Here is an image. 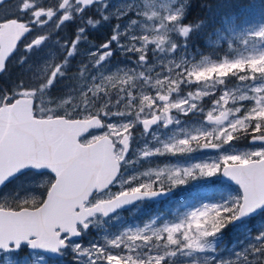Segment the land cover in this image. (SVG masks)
<instances>
[{"label":"snow or ice","instance_id":"6c2138e0","mask_svg":"<svg viewBox=\"0 0 264 264\" xmlns=\"http://www.w3.org/2000/svg\"><path fill=\"white\" fill-rule=\"evenodd\" d=\"M98 0H58L52 7L38 6L33 0H20L18 11L30 18L27 23L19 17L0 16V73L6 70V62L16 51L22 38L32 31L33 25L43 26L56 15V27L75 19L86 8ZM5 0H0L3 5ZM138 16L142 15L138 5H132ZM125 13H119L123 15ZM152 13L149 19L156 17ZM107 19V17H104ZM174 30L187 37L192 30L190 25L181 26L180 11L166 17ZM84 23L95 25L98 21L89 17ZM137 24L136 20L131 21ZM163 27V25H161ZM83 27L76 29L71 44L65 42L66 56L62 63L49 64L44 69L46 79L35 90L4 92L0 89V186L25 169L38 173L46 170L39 181L46 190V196L14 198V206L8 199L0 201V252L12 253L27 244L31 249L45 252H60L69 246L70 237L79 236L87 229L97 214L108 216L124 205L137 200L153 198L168 188L184 184L189 179L211 177L218 173L230 177L242 189V195L233 202L205 204L189 211L172 222L157 225L155 219L143 227L129 228L106 241L105 245L91 244L83 247L73 245V250L86 257L89 264H166L178 251L202 252L204 241L214 237L227 224L264 206V148L251 151H230L222 153L210 161L189 166L172 165L157 168L125 178L122 169L131 167L136 161L127 159L133 129L136 122L147 132L151 126L163 122L167 127L175 121L172 111L188 115L192 112L204 113L200 101L212 95L217 85L224 86L228 78L235 77L240 82L260 81L246 91L222 89V93L210 110L205 122L210 128H197L183 137L161 142L154 150L145 146L140 155L145 158L154 155H184L199 149L220 150L233 141L250 135L253 143L264 144V52L237 59L225 58L213 61L205 57L199 64L185 60L172 61L163 65V78H153L152 66L147 65L149 46L153 52L163 51L165 42L157 38L152 42L147 37L140 39L134 32H119V25L111 37L127 36L122 45L128 52L137 54L138 69H124L113 75L92 77L91 85L82 93L83 103L74 105L72 111L87 113L82 118H73L69 112L57 115L55 110L44 106L41 99L63 71L67 57L76 51L82 40ZM159 31V28L157 29ZM255 35L264 38V30ZM46 39L40 35L26 43L25 51L39 46ZM177 48L171 43L168 51ZM97 51L88 53L93 66L101 64L111 55L110 42H104ZM25 58L20 59V63ZM158 65V66H159ZM87 69L84 65L80 72ZM122 73V74H121ZM99 81V82H97ZM197 85L195 91L180 95L181 85L189 88ZM109 88L115 89L113 102ZM155 91L150 94L145 89ZM90 94V95H89ZM175 94L176 98H173ZM103 97L99 111L91 112L96 101ZM40 100L37 107L34 101ZM253 101V106L244 110L236 106L240 101ZM232 106H229V102ZM65 103H70L65 101ZM119 106V107H117ZM122 106V108H121ZM112 109V111H109ZM115 109V110H113ZM123 109V110H122ZM110 115L132 116V121L104 123L101 119ZM243 113V114H242ZM178 122V121H175ZM93 129H107L103 134L91 135ZM144 177V179H141ZM119 185L113 192L112 186ZM264 241V233L257 237ZM264 250V242L253 252ZM13 264L18 262L13 258ZM20 264H33L26 256ZM235 264V262H232Z\"/></svg>","mask_w":264,"mask_h":264},{"label":"rangeland","instance_id":"374dc122","mask_svg":"<svg viewBox=\"0 0 264 264\" xmlns=\"http://www.w3.org/2000/svg\"><path fill=\"white\" fill-rule=\"evenodd\" d=\"M192 0H110L106 6H99L98 10L92 11L90 14L98 13L100 15L91 16L98 21L94 26L88 25V31L95 34L96 26L104 25L109 31V39L105 40L106 32H97L96 35L101 42L95 44L94 41L87 37L83 44L76 48L74 54L67 57V63L63 69L65 75L58 76L55 83L45 90L41 99L44 106L55 110L56 114H65L69 112L75 118H81L87 113L72 111L74 105L83 103L84 97L82 93L91 85L92 77L103 74L109 76L121 72V70L138 69L137 54L134 52L125 51L122 47L127 43V36H118L116 40H111L112 35L116 30V25H119V32H134L140 36V39L147 37L149 42L157 38H162L165 42L161 45L163 51L153 52L154 45L149 46L147 65L152 66L153 78H163V65H159L161 61L167 63L168 60L180 61L185 60L188 63L199 64L205 57L213 61H222L225 58L237 59L248 57L252 54L264 52V38H259L255 35L258 31L264 30V0H253L247 10L239 12L240 17L234 19H225L222 22V27H218L216 34L209 46L200 47L194 42V26L190 22L193 19V14H189L190 3ZM108 5V6H107ZM132 5H138L142 15L139 17L135 8ZM158 13L153 19H149L153 12ZM180 11L181 26L190 25L192 30L187 37L182 36L178 30H174L169 24L166 17ZM119 15V13H125ZM110 13V15H107ZM75 15V12L73 13ZM107 17L105 19L104 17ZM136 20L137 24H132L131 21ZM57 20L53 21L55 24ZM163 25V27H161ZM159 28V31L157 29ZM51 30H55L57 39L64 35L63 28H56V25H51L45 30L48 35L44 43L39 49H31L26 51L25 56L28 57L26 62L20 63L18 60L12 64L9 73L4 77V82L0 80V89L8 92L10 89L16 91L35 90L46 79L43 74L44 69L49 64L62 63L66 56V49L58 46L52 40ZM197 39V38H195ZM110 42L111 55L107 57L101 64L93 66V57L88 53L104 51L100 49V45L104 42ZM103 42V43H102ZM177 44V48L168 51L171 43ZM225 46L228 54L222 55L216 51L214 55H208L209 48L217 49ZM38 48V47H37ZM79 51L81 57L76 56ZM210 51V50H209ZM19 60L21 57H18ZM87 65V69L81 74L80 69ZM159 65V66H158ZM122 74V73H121ZM99 82V81H97ZM260 81L240 82L235 77L228 78L226 85H217L216 91L204 97L199 103L204 108V113L192 112L184 115L179 112L172 111L175 116V121L167 127L163 126V122H159L149 132H145L141 123L136 122L133 129V139L130 142V151L127 159L136 161L131 167L123 169L125 178L132 174H140L149 170L163 168L165 166L182 165L189 166L195 163L210 161L217 158L222 153L230 151H251L264 148V146L251 145L250 135L243 136L237 141H233L231 145L225 146L220 150L199 149L184 155H154L145 158L140 155L141 150L147 146L154 150L161 142H166L175 138L183 137L188 132H193L197 128L207 129L211 125L205 122L206 112L211 109L215 99L222 93V89L227 88L232 91H246L252 84H258ZM4 85V86H3ZM197 85H192L185 88L181 85L180 95L183 96L187 91H195ZM152 95L155 91L150 88L145 89ZM112 93L113 102L116 99L115 89L109 88ZM90 95V94H89ZM175 97V94L173 95ZM69 101L70 103H65ZM38 107L40 100H37ZM253 101H240L236 106H242L244 110L253 106ZM103 104V97L98 99L92 107L91 112L99 111ZM232 106V102H229ZM119 107V106H117ZM122 108V106H121ZM115 110V109H113ZM123 110V109H122ZM112 111V109H109ZM243 114V113H242ZM101 119L104 123H120L124 121H132V116L110 115ZM96 132L93 135L103 134ZM91 138V137H90ZM89 138V139H90ZM246 140V141H245ZM245 142V143H244ZM180 158V160H178ZM220 174L211 177H197L189 179L184 184H178L171 187L170 190L176 192L174 198L169 199L162 207L160 213L151 214L148 209L136 208L129 211H117L108 216L101 214L92 218L88 230H81L83 234L81 239L70 241L69 246L62 251V259H48L44 255L35 254L26 250L23 253H13L11 255L0 252V264H13V258L20 264L24 257L30 256L33 259V264H89L86 257L79 256L74 250L73 245L79 244L83 247H88L91 244L105 245L106 241L119 235L122 231L129 228L143 227L145 223H150L153 219L157 225L164 222H172L181 218L184 214L191 210L202 207L205 204H223L231 203L237 196V191L234 188H226L225 184L220 183ZM28 176L34 179L29 180ZM41 176L28 174L19 178L18 181L10 184L0 192V201L4 198L8 199L9 204L14 206V198L31 197L36 195L44 198L46 190L39 181ZM144 179V177H141ZM210 185V187L208 186ZM167 188V186H165ZM176 189V191H175ZM113 192L119 191V185H113ZM166 197L165 194H160L156 198ZM250 219L249 222H243L239 225L227 224L214 237L207 238L203 243L205 250L202 252H192L187 254L188 250L178 251L175 257L170 258L166 264H264V250L253 252V248H259L264 241L258 240L257 237L264 233V216H260L257 220Z\"/></svg>","mask_w":264,"mask_h":264},{"label":"flooded vegetation","instance_id":"af4514ba","mask_svg":"<svg viewBox=\"0 0 264 264\" xmlns=\"http://www.w3.org/2000/svg\"><path fill=\"white\" fill-rule=\"evenodd\" d=\"M110 0H107V1H104L102 3H99V4H95L93 5L92 7L88 8V9H85L83 11V13H81L79 16H76V14L74 15L75 19L73 20H70V21H66L64 22V24L60 25L58 28L59 29H62L63 28V33L64 35H61L62 37L61 38H56L57 35L55 33V30H51V37H52V40L55 41V46H56V43L58 44V46H61L65 43V42H68L69 44H71V41L73 40V38L75 37L76 35V29L78 27H83L84 28V33L83 35H85L86 37H88L90 40L94 41L95 44L101 42L100 39H98L99 37L96 35L97 32H102V30H104L106 32V35H105V40L108 41L109 39V31L108 29L106 28V26L104 25H99V26H96V31L95 34L88 31V24L84 23L85 19L91 17V16H94V15H100L98 14L97 12L94 13V14H90L92 11H94L95 9L98 10L99 6H106V4H108ZM33 2H35L38 6H42V7H52V6H55L57 3H58V0H33ZM108 6V5H107ZM21 7L20 5V0H6L5 3L3 5H0V16H3V15H8L10 18H17L19 17V19L21 20V22H25L27 23L29 18H30V13H28L27 15H24V14H21L19 11H18V8ZM63 14L62 11H57L56 15L52 18V20H50L47 24L43 25V26H37V25H33L32 27V31L29 33V34H26V36L24 37V39L22 40V42L20 43V45L18 46V49L16 51V53L14 54V56L9 60V62L7 63L6 65V70L5 72H3L2 76L0 77V80L2 82H4V77L9 73V69L11 67L12 69V64L15 63L17 60L20 62L19 58L18 57H21V58H25L23 60V62H26L28 60V57L25 56L26 54V51H25V47H26V43L27 42H31V40H33L34 38H36L37 36H40V35H45L46 36V39L47 37H49L48 35L45 34V30L51 26V25H57V22L55 24H52L53 21L59 19V17ZM107 15H110V13H107ZM196 16V15H195ZM57 28V27H56ZM45 39V40H46ZM45 40L42 42L44 43ZM84 40H82L78 45L77 47L81 46L83 44ZM104 42V41H103ZM102 42V43H103ZM41 43V44H42ZM41 44L39 46H36V47H33L32 49H39L41 47ZM38 47V48H37ZM66 49V48H65ZM67 50V49H66ZM81 57V54L79 53V51L76 52V56L75 57ZM4 86V85H3ZM38 103L37 101H35V104L36 106L38 107ZM60 116H64L65 114H59ZM73 118H75L74 116H72ZM82 118V117H81ZM103 121V120H102ZM104 122V121H103ZM160 125V123H159ZM93 134H96V132H92L89 136V138L91 137V135ZM246 141V140H245ZM245 143V142H244ZM261 146H264V145H261ZM46 175V174H45ZM44 176V175H42ZM220 183L221 185L225 184V187L226 188H234L236 189L237 191V196L240 197L242 194H241V191L238 187L230 184V183H226V182H223L222 181V173L220 174ZM210 187V185H208ZM176 191V189H175ZM164 192H172V195L170 197H165L164 199H160L158 201H141L139 203H137L132 209L135 210L136 208H142V209H148L149 212L151 214H154L156 215V213H160L162 211V207L163 205L169 200V199H172L174 198V196H176V192H174L173 190H170V188H165V191ZM262 217L264 216V210L256 217H252L254 218V220H257L259 217ZM252 218H249L247 220H245L244 222H249L250 219ZM264 220L260 221L259 223H263ZM27 249L23 248L20 252L23 253L25 252ZM20 253V254H21Z\"/></svg>","mask_w":264,"mask_h":264},{"label":"trees","instance_id":"16d2710c","mask_svg":"<svg viewBox=\"0 0 264 264\" xmlns=\"http://www.w3.org/2000/svg\"><path fill=\"white\" fill-rule=\"evenodd\" d=\"M252 1L253 0H192L190 5L192 7V13L196 15V17H193L190 22L198 33L194 37V42L196 43L197 41L202 46H209L208 44L215 37L210 35L217 33L218 27H222V22H224L225 19H234L236 16L240 17L239 12L249 9ZM216 51H219L222 55L228 54L226 47L223 46L219 49L208 50V55H214ZM28 179L31 180L34 178L28 176Z\"/></svg>","mask_w":264,"mask_h":264},{"label":"water","instance_id":"95a60500","mask_svg":"<svg viewBox=\"0 0 264 264\" xmlns=\"http://www.w3.org/2000/svg\"><path fill=\"white\" fill-rule=\"evenodd\" d=\"M5 1H6V0H5ZM104 1H107V0H98V2L95 3V4H99V3L104 2ZM95 4H93V5H95ZM93 5H92V6H93ZM92 6H91V7H92ZM89 8H90V7H89ZM86 9H88V8H86ZM23 39H24V38H22V40H23ZM19 45H20V43L18 44V46H19ZM17 49H18V47H17ZM17 49H16V51H17ZM16 51L12 54V56L9 57L8 61L6 62V65H7V63L9 62V60L14 56V54L16 53ZM4 72H5V71H4ZM2 74H3V72L0 73V77L2 76ZM34 103H35V102H34ZM158 124H159V122H158L156 125L151 126V128H150L147 132H149L152 128H154V127L157 126ZM102 130H103V129H93V130H90V133H91L92 131H102ZM87 135H88V134H85V136H87ZM250 143H251V145H264V144H261V143L258 142V141L255 142V143H253L252 140L250 141ZM129 151H130V150H129ZM128 154H129V153H128ZM128 154H127V156H128ZM29 171L35 172V173H37V174H43V173L47 172L46 170H41V172L38 173L37 171H35V170H33V169H25V170H23L22 172L16 174V175L13 176L12 178H10L9 181H8L5 185L0 186V190H1L2 188H4L7 184H9L10 182H12L13 180L17 179L19 176H21V175H23L24 173L29 172ZM222 181H223V182L230 183V184H232V185H234V186L239 187L240 190H241V192H242V189H241V187L239 186V184H237L235 181H233L230 177H227V176H225V175L222 174ZM167 196H170V193H168ZM161 199H162V198H161ZM147 200H158V199L147 198ZM159 200H160V199H159ZM140 201H142V200H137V201H135V202H133V203H131V204L124 205L123 207H121V208L115 210L114 212H112V213H110V214L116 213L117 211H125V210H128L129 208H131V207L134 206L135 204L139 203ZM263 210H264V206H260V207L256 208L254 211L248 213L247 215H244V216L240 217L239 219L233 221V225L240 224V223H242L244 220H246V219H248V218L256 217V216L259 215ZM110 214H109V215H110ZM97 215H98V214H97ZM93 218H94V217H93ZM84 230L87 231L88 228H87V229H84ZM81 237H82L81 234H80L79 236H73V237H70V241L79 240V239H81ZM23 246H27V247H28L27 244H24V245H22L21 247H23ZM20 249H21V248H20ZM20 249L14 251V252H15V253H18V252L20 251ZM28 249H29L30 251H32V252H39V253L45 254V255L48 256L49 258H53V259H58V258H61V257H62V254H60V252H56V253H53V252H45V251L40 250V249H31V248H29V247H28ZM65 249H66V248H63L62 250H65Z\"/></svg>","mask_w":264,"mask_h":264},{"label":"bare ground","instance_id":"6f19581e","mask_svg":"<svg viewBox=\"0 0 264 264\" xmlns=\"http://www.w3.org/2000/svg\"><path fill=\"white\" fill-rule=\"evenodd\" d=\"M177 156H178V155H177ZM178 160H180V158H179Z\"/></svg>","mask_w":264,"mask_h":264}]
</instances>
